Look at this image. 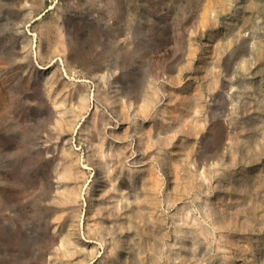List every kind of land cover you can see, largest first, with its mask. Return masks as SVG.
<instances>
[{
    "label": "rangeland",
    "instance_id": "obj_1",
    "mask_svg": "<svg viewBox=\"0 0 264 264\" xmlns=\"http://www.w3.org/2000/svg\"><path fill=\"white\" fill-rule=\"evenodd\" d=\"M0 264H264V0H0Z\"/></svg>",
    "mask_w": 264,
    "mask_h": 264
}]
</instances>
